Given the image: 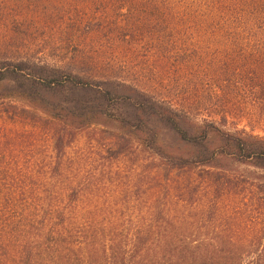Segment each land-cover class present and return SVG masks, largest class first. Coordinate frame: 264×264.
<instances>
[{
  "label": "trees",
  "instance_id": "trees-1",
  "mask_svg": "<svg viewBox=\"0 0 264 264\" xmlns=\"http://www.w3.org/2000/svg\"><path fill=\"white\" fill-rule=\"evenodd\" d=\"M170 4L182 6L184 16L181 110L160 105L132 84L121 96L70 74L41 84L93 95L92 106L86 99L71 117L110 115L108 107L125 99L134 119L153 117L165 125L183 143V155L156 148L154 175L182 171L184 184L176 190L186 198L149 199L141 214L128 217L113 204L85 200L87 190L79 185L61 190L72 192V201L56 202L29 198L21 186L0 188V264H264V135L254 132L264 131V0ZM192 42L201 47L197 72ZM208 54L215 56L213 65ZM67 112L60 108L52 116L68 121ZM135 131L145 134L141 126ZM152 135L153 145L159 144ZM56 139L59 149L62 134ZM229 163L263 173L249 177L226 168ZM7 176L0 171V180Z\"/></svg>",
  "mask_w": 264,
  "mask_h": 264
},
{
  "label": "rangeland",
  "instance_id": "rangeland-1",
  "mask_svg": "<svg viewBox=\"0 0 264 264\" xmlns=\"http://www.w3.org/2000/svg\"><path fill=\"white\" fill-rule=\"evenodd\" d=\"M183 17V7L170 0H0V171L9 174L0 188L17 185L29 198L56 202L72 201V192L61 190L79 185L87 190L85 200L113 204L128 217L141 214L149 199L186 198L176 190L184 184L182 171L154 175L156 148L183 155V143L165 125L153 117L134 119L125 99L108 107L110 115L71 117L86 99L92 106L93 95L41 84L70 74L118 96L129 94L124 85L132 84L160 105L181 110ZM192 45L197 72L201 47ZM208 61L213 65L215 56L208 54ZM60 108L69 110L68 121L52 116ZM74 120L83 123L68 128ZM139 126L145 134L135 131ZM152 133L159 144L150 141ZM226 168L249 177L263 173L245 164Z\"/></svg>",
  "mask_w": 264,
  "mask_h": 264
}]
</instances>
